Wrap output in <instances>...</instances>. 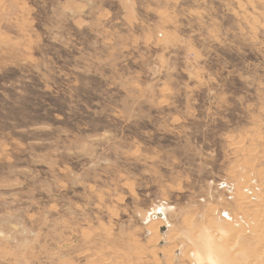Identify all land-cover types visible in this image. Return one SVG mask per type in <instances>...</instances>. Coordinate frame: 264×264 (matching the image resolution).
I'll use <instances>...</instances> for the list:
<instances>
[{"label": "rangeland", "instance_id": "374dc122", "mask_svg": "<svg viewBox=\"0 0 264 264\" xmlns=\"http://www.w3.org/2000/svg\"><path fill=\"white\" fill-rule=\"evenodd\" d=\"M216 225L264 264V0H0V264H208Z\"/></svg>", "mask_w": 264, "mask_h": 264}, {"label": "bare ground", "instance_id": "6f19581e", "mask_svg": "<svg viewBox=\"0 0 264 264\" xmlns=\"http://www.w3.org/2000/svg\"><path fill=\"white\" fill-rule=\"evenodd\" d=\"M244 199H246V198H244ZM164 215H167L166 211L164 212ZM214 228H215L214 232H216V234L213 233L210 228H206V229L204 228L206 230V232L204 229H202L205 233L202 232V233H204L203 236L201 238L199 237L200 239H198L199 241L197 242L198 243L197 248H199V249H195L196 251L194 253L192 252V255L195 259L198 260V261L196 260V262L206 261V262H208V264H231V262L228 261V259L225 257L226 256L225 254H227V255L230 254L232 252L231 248H233L235 245L232 242L227 243V244L223 243L224 245H226V248L220 247L219 245L222 242L220 244H217L218 239L220 240L221 238H226L225 240L227 241V238H229V237H227L228 236L227 231L225 229H223L222 227H219L216 225V226H214ZM201 234H200V236H201ZM238 237L239 236H237V239H238ZM231 238H233V236ZM236 241L237 240H234V242H236ZM195 247H196V245H195ZM197 264H199V263H197Z\"/></svg>", "mask_w": 264, "mask_h": 264}]
</instances>
